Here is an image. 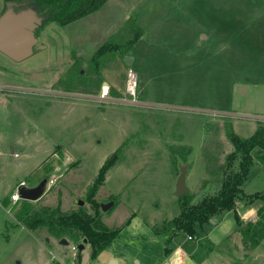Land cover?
I'll return each mask as SVG.
<instances>
[{
  "label": "rangeland",
  "instance_id": "374dc122",
  "mask_svg": "<svg viewBox=\"0 0 264 264\" xmlns=\"http://www.w3.org/2000/svg\"><path fill=\"white\" fill-rule=\"evenodd\" d=\"M3 7L0 0V11ZM130 16L144 31L124 51L133 37ZM105 42L119 48L96 63L93 52ZM129 68L137 75L135 101L123 94L100 100V85L124 86ZM78 71L99 86L71 88ZM239 85L246 87L242 94ZM227 122L241 139L264 124V0H106L65 25L43 24L25 60L15 62L0 52V264L74 259L71 242L60 244L45 228H25L15 210L1 203L21 181L32 186L45 167L53 183L47 182L37 209L59 201L68 211L82 200L93 214L89 200L113 201L106 211L98 207L108 227L121 230L137 215L155 233L179 229L180 167L186 166V193L193 196L187 208L213 195L217 178L223 182L238 170L240 155L225 161L233 150ZM116 153L97 182L100 167ZM251 154L252 163L264 168V152ZM213 158L214 166H226L209 176ZM256 183L264 185L252 175L246 188ZM229 216L223 222H234V213ZM220 226L210 240L221 235ZM90 250L85 243L83 264H103Z\"/></svg>",
  "mask_w": 264,
  "mask_h": 264
},
{
  "label": "trees",
  "instance_id": "16d2710c",
  "mask_svg": "<svg viewBox=\"0 0 264 264\" xmlns=\"http://www.w3.org/2000/svg\"><path fill=\"white\" fill-rule=\"evenodd\" d=\"M105 1L106 0H3L4 7L0 11V14L7 9L8 3H13L12 10L14 12H18L25 8L33 9L41 21V24L35 29V35L37 36L43 24L47 22H57L65 25L87 14L93 13L98 10ZM126 22L129 24L133 37L121 47L124 51H128L132 48L144 31L134 17L130 16ZM118 48L119 46L113 42H105L93 52L91 59L97 63L98 58ZM61 83L65 84V82ZM69 85L71 88L80 87L86 90V87L99 86V83L83 78L78 71L76 75L71 78V84ZM88 89L89 88H87V90ZM225 131L228 140L233 145V150L226 156L225 161L231 162L237 155H240L238 170L231 177L227 178L226 176L217 193L205 196L198 204L192 205L189 208H187V206L193 196L189 193L177 195L183 212L182 218L178 220L179 223H177L179 224L178 228L184 230L189 235L194 233L195 224L208 221L214 214L234 207L236 198L242 195L241 185L253 161L251 152L254 149H259L264 152L263 123H258L253 133L244 139L238 137L231 123L227 122ZM117 157L116 153L105 160L99 169L97 182L102 180L106 170L114 164ZM182 161L184 164L186 163V155L183 156ZM215 161L217 162L216 157ZM215 161L214 158L208 160L206 172L209 176H214L226 166V163H220L214 166ZM47 168L45 167L42 174L36 178L37 180L31 183L32 186L43 178L49 179L51 169L46 170ZM207 181L208 179L205 180L204 184H206ZM97 182L92 188V191L96 188ZM13 192L14 189L2 198L1 203L4 206L10 205L9 207L12 212L15 210L13 216L18 223L29 230L45 228L57 239L63 237L67 238L76 248L83 240H86V243L91 247V258H95L105 246L120 233L119 227H108V225L102 221L98 214V207H100V204L93 202V200H89L90 208L94 212L93 214L89 213L83 204H79L78 202L76 207L68 211H63L61 209L59 201L56 206H41L37 209L35 202L39 199L34 202L23 199L12 201L11 194ZM258 197H261L263 203L256 211L255 220H249L239 226L241 242L245 248L249 249L258 246L264 238V196L261 194ZM80 256L81 251L77 249L74 258L75 261L79 260Z\"/></svg>",
  "mask_w": 264,
  "mask_h": 264
},
{
  "label": "crops",
  "instance_id": "0c3cea01",
  "mask_svg": "<svg viewBox=\"0 0 264 264\" xmlns=\"http://www.w3.org/2000/svg\"><path fill=\"white\" fill-rule=\"evenodd\" d=\"M252 175L264 181L263 166L259 169L257 164L251 163L241 186L243 196L236 198L232 209L222 210L208 221L195 224L193 239H188V234L182 229L155 233L141 218L133 215L121 227L119 235L92 259H101L103 264H264V238L255 248H245L239 231L240 225L255 220L256 211L263 203L261 197L254 196L264 195V185L256 183L249 189L246 188ZM221 184L218 178L216 182L211 183L214 185L213 194L218 192ZM230 213L235 215L234 222L230 220L229 223L223 222L227 217L230 219ZM218 225H221L219 230L221 235L216 241H212L210 235ZM203 239L205 241L200 244ZM111 245L112 247L106 251ZM226 247L228 251L225 250ZM71 250L73 256L75 252L72 247ZM198 251H201L199 256ZM82 260L81 254L79 260L73 259L72 262L83 264ZM112 260H115V263Z\"/></svg>",
  "mask_w": 264,
  "mask_h": 264
},
{
  "label": "water",
  "instance_id": "95a60500",
  "mask_svg": "<svg viewBox=\"0 0 264 264\" xmlns=\"http://www.w3.org/2000/svg\"><path fill=\"white\" fill-rule=\"evenodd\" d=\"M13 3L7 4V9L0 14V52L9 59L20 62L33 54L34 46L37 42L35 29L41 24L40 18L31 8H25L18 12L12 10ZM126 62H130V58H125ZM246 87L239 85L238 93L242 94ZM186 166L180 167V174L176 180L175 194L183 195L188 191L185 185ZM47 178L41 179L33 186L21 185L18 187L19 198L28 201L38 200L45 192ZM83 204L82 200L78 201ZM113 205V201L100 203L102 211H106ZM60 244L68 245L69 241L65 238L59 240ZM86 240H83L78 246V250L84 248ZM115 263V260H112Z\"/></svg>",
  "mask_w": 264,
  "mask_h": 264
},
{
  "label": "built area",
  "instance_id": "2783aa9c",
  "mask_svg": "<svg viewBox=\"0 0 264 264\" xmlns=\"http://www.w3.org/2000/svg\"><path fill=\"white\" fill-rule=\"evenodd\" d=\"M125 80L126 81L124 83V86H121V85L113 86L106 81L103 82L100 85V88L97 93V97L100 100L107 101L108 99L113 98L115 96L114 94H123V97L128 96L129 99H131V101H135L134 98H135L136 88H137V75L131 68L127 70ZM47 182L51 184L53 183V180L50 179V180H47ZM20 184L23 185V182H21ZM19 199L20 198H19L18 191L14 190V192L11 194V200L17 201ZM187 238L192 239L193 236L188 234ZM74 248H76V246L72 247V249ZM75 255H76V252L74 253L73 258H75ZM69 264H74V263L70 262Z\"/></svg>",
  "mask_w": 264,
  "mask_h": 264
}]
</instances>
